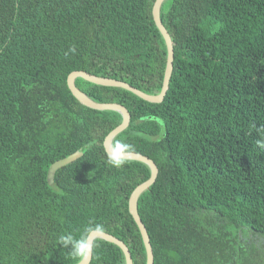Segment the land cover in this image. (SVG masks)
Instances as JSON below:
<instances>
[{"label": "trees", "instance_id": "trees-1", "mask_svg": "<svg viewBox=\"0 0 264 264\" xmlns=\"http://www.w3.org/2000/svg\"><path fill=\"white\" fill-rule=\"evenodd\" d=\"M155 1L0 0V264H77L57 240L95 224L147 263L129 200L150 168L108 163L104 142L123 117L81 104L68 77L159 94L168 51ZM160 17L174 45L162 103L75 84L124 106L130 125L113 145L158 167L138 201L154 264H264V0H166ZM77 152L50 184V167ZM95 241L90 264H126Z\"/></svg>", "mask_w": 264, "mask_h": 264}, {"label": "water", "instance_id": "water-1", "mask_svg": "<svg viewBox=\"0 0 264 264\" xmlns=\"http://www.w3.org/2000/svg\"><path fill=\"white\" fill-rule=\"evenodd\" d=\"M166 0H156L154 2L153 5V9H152V15H153V19L154 22L157 26V28L159 29L161 35L163 36L166 46H167V51H168V56H167V63H166V69H165V73H164V79H163V85H162V89L160 91L159 94L156 95H150V94H146L136 88H134L133 86L122 82V81H118V80H114V79H109V78H102V77H97L94 75H91L89 73L86 72H73L72 74L69 75L68 77V87L70 89V91L72 92V94L77 98V100L83 104L84 106L94 109V110H98V111H116L119 112L122 117H123V121L122 123L116 128L114 129L105 139L104 142V147L106 152L108 153L109 151H111L112 147H113V141L114 139L121 134L123 131H125L128 126L130 125V121H131V115L129 113V111L122 105L120 104H116V103H97L94 100H92L91 98H89L85 93H83L80 89L77 88L75 82L78 78H82L92 84L98 85V86H103V87H112V88H122L125 90H128L130 92H132L133 94H135L136 96L140 97L141 99H143L144 101H147L149 103H162L164 101V98L168 92L169 89V84H170V80L172 77V73H173V61H174V45L171 39L170 34L168 33V31L166 30L165 26L162 23L160 14H161V8L164 4ZM83 154L81 152H77L75 154H72L62 160H59L57 162H55L49 169V173H48V181L50 184H52L54 182V177L56 172L67 166L68 164L76 161L77 159H79ZM125 160H131V161H139L142 163H145L146 165H148V167L150 168L151 171V176L150 178L144 182L143 184H141L140 186H138L132 193L130 200H129V212L132 215L134 221L136 222L143 242H144V246L146 249V255H147V263L146 264H154V255H153V250H152V246L150 243V238L148 235V232L146 230V227L139 215L138 212V201L139 198L141 197V195L143 193H145L147 190L150 189V187L156 182L158 174H159V170L157 165L155 164V162L153 160H151L150 158L138 154V153H132V152H127L126 156H125ZM95 240L100 239V240H104L107 241L109 243L115 244L118 247H120L125 255V259H126V264H133V260H132V256L130 253L129 248L127 247V245L121 241L120 239L108 234V233H103L102 236L100 237H94ZM92 261V257L90 258V260L88 261V264H90Z\"/></svg>", "mask_w": 264, "mask_h": 264}, {"label": "clouds", "instance_id": "clouds-1", "mask_svg": "<svg viewBox=\"0 0 264 264\" xmlns=\"http://www.w3.org/2000/svg\"><path fill=\"white\" fill-rule=\"evenodd\" d=\"M257 144L264 147V140H258ZM129 149L130 145L128 144L119 141L114 143L111 151L107 153L108 163L116 168L121 167L126 163L125 156ZM103 233V225H89L84 228L79 238L70 232L62 233L57 240V244L62 248L69 249L70 255L77 260V264H88L96 247L94 237H100Z\"/></svg>", "mask_w": 264, "mask_h": 264}]
</instances>
